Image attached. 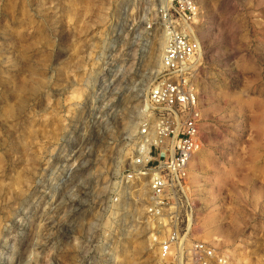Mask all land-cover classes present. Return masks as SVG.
<instances>
[{"label":"rangeland","instance_id":"374dc122","mask_svg":"<svg viewBox=\"0 0 264 264\" xmlns=\"http://www.w3.org/2000/svg\"><path fill=\"white\" fill-rule=\"evenodd\" d=\"M195 1L200 149L180 213L153 219L125 178L160 117L158 0H0V264H169L174 223L264 264V0Z\"/></svg>","mask_w":264,"mask_h":264},{"label":"built area","instance_id":"2783aa9c","mask_svg":"<svg viewBox=\"0 0 264 264\" xmlns=\"http://www.w3.org/2000/svg\"><path fill=\"white\" fill-rule=\"evenodd\" d=\"M164 29L162 80L151 90L149 103L160 117L152 128L145 126L125 180L146 182L147 213L158 219L180 213L175 202L185 196L188 165L200 149L201 121L198 95L189 68L200 53L192 28L200 14L195 0H158ZM151 133V134H150ZM150 135H154L153 137ZM190 210V207H189ZM189 229L172 224L159 243V256L169 264H227L211 245L188 241Z\"/></svg>","mask_w":264,"mask_h":264},{"label":"bare ground","instance_id":"6f19581e","mask_svg":"<svg viewBox=\"0 0 264 264\" xmlns=\"http://www.w3.org/2000/svg\"><path fill=\"white\" fill-rule=\"evenodd\" d=\"M164 262H169V260H164Z\"/></svg>","mask_w":264,"mask_h":264}]
</instances>
